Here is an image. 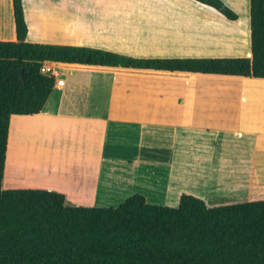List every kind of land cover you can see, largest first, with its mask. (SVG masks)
Instances as JSON below:
<instances>
[{
    "label": "crops",
    "instance_id": "0c3cea01",
    "mask_svg": "<svg viewBox=\"0 0 264 264\" xmlns=\"http://www.w3.org/2000/svg\"><path fill=\"white\" fill-rule=\"evenodd\" d=\"M29 1L28 43L142 59L251 57L250 0H222L235 21L195 0ZM222 25L238 33H220ZM0 41H16L12 0H0ZM46 65L87 77L67 82L54 70L41 113L17 116L14 132L10 123L3 189L55 191L96 207L135 193L167 206L182 194L210 207L264 201V79ZM26 128L30 176L17 162Z\"/></svg>",
    "mask_w": 264,
    "mask_h": 264
},
{
    "label": "trees",
    "instance_id": "16d2710c",
    "mask_svg": "<svg viewBox=\"0 0 264 264\" xmlns=\"http://www.w3.org/2000/svg\"><path fill=\"white\" fill-rule=\"evenodd\" d=\"M195 1L238 18L222 0ZM12 7L16 41H0V264H264V201L210 207L182 194L167 206L135 193L116 207L75 206L55 191L2 188L11 117L41 113L54 89L43 62L264 79V0H250L249 58L142 59L28 43L22 0Z\"/></svg>",
    "mask_w": 264,
    "mask_h": 264
},
{
    "label": "rangeland",
    "instance_id": "374dc122",
    "mask_svg": "<svg viewBox=\"0 0 264 264\" xmlns=\"http://www.w3.org/2000/svg\"><path fill=\"white\" fill-rule=\"evenodd\" d=\"M25 6H28L30 5V1L29 0H23ZM220 33H231V34H236L238 33V30H235L233 28H231L230 26H221L219 27V30H218ZM53 70H55L56 72H58L60 74V77L63 78V80H66L67 82L69 80H72L74 79V82H79L83 79H85L87 77L86 74L82 73V71L80 70H73V71H70L68 69H64V68H60V67H52ZM16 118L17 116H13L11 118V127H12V130L14 132V125L16 123ZM20 129H18L19 131ZM22 130V129H21ZM24 132H22L21 134V137L20 141H18V144L16 147H18V170H22V169H25V173H27V176H30V174H28L29 169H28V163H33V153L31 151H29V144H31V136H32V132L30 131V129L26 128V131L25 130H22ZM8 163H9V160H8ZM22 165L23 167L21 168ZM27 166V167H25ZM32 178H35L34 177V174L31 176ZM69 204V203H68ZM69 205H73V204H69ZM76 206H97V205H76Z\"/></svg>",
    "mask_w": 264,
    "mask_h": 264
},
{
    "label": "built area",
    "instance_id": "2783aa9c",
    "mask_svg": "<svg viewBox=\"0 0 264 264\" xmlns=\"http://www.w3.org/2000/svg\"><path fill=\"white\" fill-rule=\"evenodd\" d=\"M40 71H41V73L44 74V75L53 76V77L56 76V75H55V71L53 70V68L47 66V65H46V62H43V63H42V66H41V68H40ZM57 85H62V80H61V79H60V80H57Z\"/></svg>",
    "mask_w": 264,
    "mask_h": 264
},
{
    "label": "water",
    "instance_id": "95a60500",
    "mask_svg": "<svg viewBox=\"0 0 264 264\" xmlns=\"http://www.w3.org/2000/svg\"><path fill=\"white\" fill-rule=\"evenodd\" d=\"M21 77H22V74H21Z\"/></svg>",
    "mask_w": 264,
    "mask_h": 264
}]
</instances>
